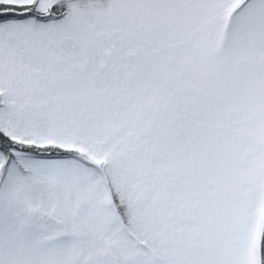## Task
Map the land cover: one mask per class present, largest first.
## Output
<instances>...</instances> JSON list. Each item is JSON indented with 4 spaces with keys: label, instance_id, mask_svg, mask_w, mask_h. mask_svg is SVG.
<instances>
[{
    "label": "snow or ice",
    "instance_id": "6c2138e0",
    "mask_svg": "<svg viewBox=\"0 0 264 264\" xmlns=\"http://www.w3.org/2000/svg\"><path fill=\"white\" fill-rule=\"evenodd\" d=\"M0 264H264V0H0Z\"/></svg>",
    "mask_w": 264,
    "mask_h": 264
}]
</instances>
